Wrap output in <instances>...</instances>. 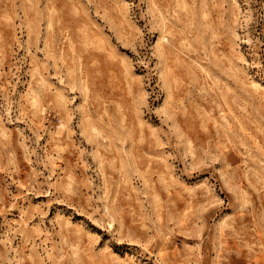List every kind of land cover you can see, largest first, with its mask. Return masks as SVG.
I'll return each instance as SVG.
<instances>
[{
    "label": "rangeland",
    "instance_id": "obj_1",
    "mask_svg": "<svg viewBox=\"0 0 264 264\" xmlns=\"http://www.w3.org/2000/svg\"><path fill=\"white\" fill-rule=\"evenodd\" d=\"M0 264H264V0H0Z\"/></svg>",
    "mask_w": 264,
    "mask_h": 264
}]
</instances>
